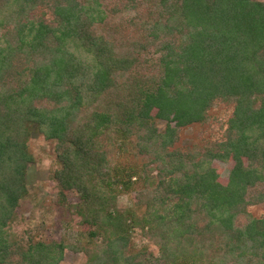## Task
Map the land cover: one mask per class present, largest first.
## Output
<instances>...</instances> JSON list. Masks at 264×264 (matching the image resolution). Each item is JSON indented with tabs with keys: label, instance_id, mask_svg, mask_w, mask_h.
Masks as SVG:
<instances>
[{
	"label": "trees",
	"instance_id": "trees-1",
	"mask_svg": "<svg viewBox=\"0 0 264 264\" xmlns=\"http://www.w3.org/2000/svg\"><path fill=\"white\" fill-rule=\"evenodd\" d=\"M220 105L221 138L176 146ZM35 137L87 247L11 230ZM262 204L264 0H0V264H264Z\"/></svg>",
	"mask_w": 264,
	"mask_h": 264
},
{
	"label": "rangeland",
	"instance_id": "rangeland-1",
	"mask_svg": "<svg viewBox=\"0 0 264 264\" xmlns=\"http://www.w3.org/2000/svg\"><path fill=\"white\" fill-rule=\"evenodd\" d=\"M229 114L230 108L227 105H220L211 112L212 120L209 126H198L182 131L176 146H189L194 141L209 135L213 138H221ZM157 126L163 129L164 124L158 123ZM54 146V143L42 137H35L28 143L29 153L33 157V163L28 166L26 175L28 195L20 202L16 211L17 221L11 226V230L17 235H24L25 238L30 236L34 241L62 242L69 247L84 248L88 246L87 239L80 234L79 227L73 223L69 214L56 204L55 184L50 179L55 159ZM123 150L124 153L130 154L133 146L127 144ZM118 164L140 166V161L130 155H122L118 158ZM218 167L221 170V178H226L228 165L218 164ZM132 196L133 194L121 195L118 206L121 209L130 207ZM247 212L254 218L264 217V204L250 207ZM130 244L135 250L148 246L138 230L131 233ZM149 248L155 250L153 247L149 246ZM84 262L85 257L81 252L67 249L60 264H84Z\"/></svg>",
	"mask_w": 264,
	"mask_h": 264
}]
</instances>
